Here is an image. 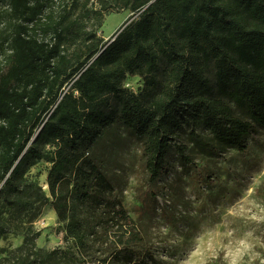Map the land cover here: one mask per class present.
Masks as SVG:
<instances>
[{
	"label": "trees",
	"instance_id": "obj_1",
	"mask_svg": "<svg viewBox=\"0 0 264 264\" xmlns=\"http://www.w3.org/2000/svg\"><path fill=\"white\" fill-rule=\"evenodd\" d=\"M7 1L0 11L10 30L0 61V194L19 191L47 145L57 199L116 122L142 142L151 180L184 135L193 152L214 156L244 151L264 128V0H121L137 17L106 42L81 26L67 37L69 0ZM129 76L143 79L139 92L125 87ZM175 147L184 164L199 167L186 145ZM114 215L135 227L123 205ZM84 241L81 229L66 227L67 256Z\"/></svg>",
	"mask_w": 264,
	"mask_h": 264
},
{
	"label": "rangeland",
	"instance_id": "obj_2",
	"mask_svg": "<svg viewBox=\"0 0 264 264\" xmlns=\"http://www.w3.org/2000/svg\"><path fill=\"white\" fill-rule=\"evenodd\" d=\"M69 2L68 38L81 26L84 32L97 30L106 42L137 17L121 0ZM8 7L7 0L0 1V11ZM102 11L107 15L98 29ZM117 15L124 19L118 22ZM9 35L0 16V61ZM214 74L212 65L213 84ZM143 83L129 76L124 85L139 92ZM177 143L186 145L198 168L180 160ZM192 148L187 135L174 142L164 170L151 180L142 142L116 122L87 152L77 174L60 186L56 199L48 185L52 150L44 145V159L27 169L19 191L0 194V264H38L37 257L45 264H264V128L248 139L244 151L227 148L204 156ZM119 205L135 227L116 218ZM68 225L85 235L73 257L65 253Z\"/></svg>",
	"mask_w": 264,
	"mask_h": 264
},
{
	"label": "bare ground",
	"instance_id": "obj_3",
	"mask_svg": "<svg viewBox=\"0 0 264 264\" xmlns=\"http://www.w3.org/2000/svg\"><path fill=\"white\" fill-rule=\"evenodd\" d=\"M117 16H120V17H118V22H121L124 19V16L123 15H117ZM113 17L114 16L110 15L109 16V18H110L109 21H111L113 19Z\"/></svg>",
	"mask_w": 264,
	"mask_h": 264
},
{
	"label": "water",
	"instance_id": "obj_4",
	"mask_svg": "<svg viewBox=\"0 0 264 264\" xmlns=\"http://www.w3.org/2000/svg\"><path fill=\"white\" fill-rule=\"evenodd\" d=\"M112 40H114V39H112Z\"/></svg>",
	"mask_w": 264,
	"mask_h": 264
}]
</instances>
